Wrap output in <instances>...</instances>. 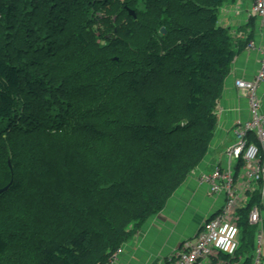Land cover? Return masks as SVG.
<instances>
[{
  "label": "trees",
  "instance_id": "1",
  "mask_svg": "<svg viewBox=\"0 0 264 264\" xmlns=\"http://www.w3.org/2000/svg\"><path fill=\"white\" fill-rule=\"evenodd\" d=\"M234 1L0 0V264H114L165 208L209 150Z\"/></svg>",
  "mask_w": 264,
  "mask_h": 264
},
{
  "label": "crops",
  "instance_id": "2",
  "mask_svg": "<svg viewBox=\"0 0 264 264\" xmlns=\"http://www.w3.org/2000/svg\"><path fill=\"white\" fill-rule=\"evenodd\" d=\"M251 6L252 0H235L220 9L219 25L227 29L233 38L235 57L216 102V126L206 156L169 199L165 208L149 219L133 240L123 246L114 264H167L168 258L182 244L192 241L201 224L222 207L223 197L210 196L208 187L200 185L198 179L201 174H209L216 167L222 170L228 168L225 152L235 142L234 130L237 124L250 118L247 99L237 90L236 82L252 80L257 74L264 46L261 19L250 13ZM257 95L261 102V113L264 114V83L258 87ZM261 215L263 225V212ZM261 231L264 233L263 229ZM249 253L242 250L230 259L220 254L214 264H253L255 253L250 263L246 261ZM260 262L264 264L262 252Z\"/></svg>",
  "mask_w": 264,
  "mask_h": 264
},
{
  "label": "built area",
  "instance_id": "3",
  "mask_svg": "<svg viewBox=\"0 0 264 264\" xmlns=\"http://www.w3.org/2000/svg\"><path fill=\"white\" fill-rule=\"evenodd\" d=\"M250 13L261 19L264 31V0H252ZM264 83V46L261 51L259 70L252 80H238L237 90L247 99L249 120L237 124L235 142L225 152L228 168L216 167L209 174H201L198 182L208 187L210 196H222L223 205L200 226L192 242H185L167 260V264H214L219 255L234 258L240 247L239 215L251 196L264 194V114L257 95ZM254 138V142L250 139ZM233 164V168H232ZM241 164L237 176L236 167ZM261 212L253 207L248 213L251 226L260 225ZM262 238L259 237V244ZM122 250L116 253V259ZM253 264H261L260 249L256 250Z\"/></svg>",
  "mask_w": 264,
  "mask_h": 264
},
{
  "label": "rangeland",
  "instance_id": "4",
  "mask_svg": "<svg viewBox=\"0 0 264 264\" xmlns=\"http://www.w3.org/2000/svg\"><path fill=\"white\" fill-rule=\"evenodd\" d=\"M130 15V14H129ZM130 16H132V15H130ZM100 17V16H99ZM102 17V16H101ZM100 17V18H101ZM101 44H103V42L101 43ZM250 142H254L255 143V140H254V138H252V139H250ZM240 172L238 171L237 172V176H238V174H239ZM262 198H261V205H262V209L260 210V208H258L259 210H260V212L262 213L263 212V215H264V194H263V196H261ZM261 217H262V219H263V216L261 215ZM256 227V231H255V233H254V245L255 246H253V248H254V253H255V256L254 257H256V250L257 249H260L261 250V252H262V254H264V244H259V237H261L262 238V240L264 239V233H262V231H261V229H263V231H264V222H263V225H262V221H261V223H260V225H257V226H255ZM258 227V228H257ZM189 242H192L193 243V241H189ZM261 243H262V241H261ZM261 245V246H260ZM254 262V261H253Z\"/></svg>",
  "mask_w": 264,
  "mask_h": 264
},
{
  "label": "water",
  "instance_id": "5",
  "mask_svg": "<svg viewBox=\"0 0 264 264\" xmlns=\"http://www.w3.org/2000/svg\"><path fill=\"white\" fill-rule=\"evenodd\" d=\"M129 14L134 16V12L133 11H129ZM162 33L165 34V31L163 29H162ZM3 191H5V190H3Z\"/></svg>",
  "mask_w": 264,
  "mask_h": 264
},
{
  "label": "bare ground",
  "instance_id": "6",
  "mask_svg": "<svg viewBox=\"0 0 264 264\" xmlns=\"http://www.w3.org/2000/svg\"><path fill=\"white\" fill-rule=\"evenodd\" d=\"M249 14V13H248Z\"/></svg>",
  "mask_w": 264,
  "mask_h": 264
}]
</instances>
